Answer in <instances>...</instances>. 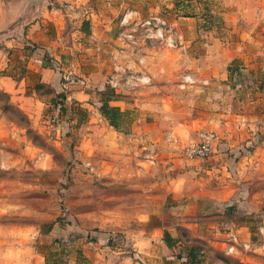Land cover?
<instances>
[{
	"label": "rangeland",
	"instance_id": "374dc122",
	"mask_svg": "<svg viewBox=\"0 0 264 264\" xmlns=\"http://www.w3.org/2000/svg\"><path fill=\"white\" fill-rule=\"evenodd\" d=\"M107 1L79 0L104 11L116 33L107 75L63 59L54 89L26 72L40 47L24 39L28 24L0 31V264H146L141 237L157 225L199 260H226L220 241L238 227L263 250L264 0ZM227 6L245 38L227 25ZM126 8L165 20L175 44L124 39ZM141 42L155 51L137 53ZM231 58L234 75L218 82ZM184 72L195 82L182 89ZM6 76L19 86L13 95L2 88ZM200 142L210 154L191 157Z\"/></svg>",
	"mask_w": 264,
	"mask_h": 264
},
{
	"label": "crops",
	"instance_id": "0c3cea01",
	"mask_svg": "<svg viewBox=\"0 0 264 264\" xmlns=\"http://www.w3.org/2000/svg\"><path fill=\"white\" fill-rule=\"evenodd\" d=\"M52 1L55 0H48L43 7L39 5L38 0H0V31L4 33L7 30V34L12 35L18 31L20 24H28L27 37H24V39L29 43L36 42L42 48L40 50V47L36 48L28 56L26 64L28 76L36 72L38 81H45L54 89H57L60 87L61 70L60 67L54 65L55 63L57 64V61L63 59L70 65L71 62L78 63L79 67L82 63V69L87 68L86 65L91 66V64H94L93 73L107 75L111 70L112 57L115 56L112 39L116 36L109 19H107V15L104 14V11L94 9L89 3L87 5L80 4L79 0H75L74 3L65 2L62 7L55 5V2ZM37 9L40 10V13L37 12ZM30 10L33 12L32 18L25 19L24 14ZM231 10L234 12L233 7H226L225 12L227 15L225 18L227 25H233V21L229 19ZM46 20L50 21L51 33L44 26V21ZM233 27L241 38H245L246 31L244 28L238 25H233ZM12 40L15 41L14 38ZM140 45L137 48V53H141V50L151 51L152 49L155 51L151 47L152 45L143 42ZM45 53L52 55V59L48 61L46 57H42ZM236 55H238V52L233 53L232 58ZM232 58L226 63L224 70L215 76L218 82L234 75L233 73L230 74L227 68ZM146 67L148 68L149 66ZM82 72L86 77L92 74L84 70ZM207 77L213 79L214 76ZM2 88L10 95H13L19 89V86H16L11 77L6 76ZM25 96L29 97L30 95ZM122 103L126 105L123 100ZM241 228L234 229L239 231L244 240H253L248 227L243 228L245 229L243 233ZM164 232L167 231L157 225L155 232L146 236L142 235V244L139 251L142 254V258L146 257V264H186L188 252L177 246L178 241L172 232H168L169 244H167L164 239ZM105 237L104 233L97 232V238L100 241H103ZM224 241L225 239H222L220 242L224 244ZM102 249L100 247V251H103ZM219 249L226 254V260L214 257L208 262L203 254L199 264H264L261 246L255 251L241 249L237 253L230 254L225 252L224 246L219 247ZM149 254H155V257L150 259L148 257ZM102 263L107 262L100 260V264Z\"/></svg>",
	"mask_w": 264,
	"mask_h": 264
},
{
	"label": "built area",
	"instance_id": "2783aa9c",
	"mask_svg": "<svg viewBox=\"0 0 264 264\" xmlns=\"http://www.w3.org/2000/svg\"><path fill=\"white\" fill-rule=\"evenodd\" d=\"M119 25L121 27V36L124 39L130 41H136V38L139 39L141 36L143 38H154L159 40L167 45L175 44V34L171 33L170 30L166 26L165 20L160 18L158 15L149 16L146 18H141L137 11L133 9L126 8L120 18ZM174 32L173 30H171ZM143 58H141V61ZM120 64L116 63L114 65V69H119ZM70 73V72H68ZM67 75V74H66ZM69 76V75H68ZM138 81L148 82L150 81V77L147 75H139ZM116 77L113 74L112 79ZM112 81V80H111ZM195 82V77L191 72H184L180 75V79L178 81V87L185 89L188 86L192 85ZM115 83V82H114ZM210 145L208 142H200L197 144H192L187 149L188 154L191 157H204L210 154ZM259 231L264 234V227L260 226ZM225 241L224 247L226 253H237L241 249H246L248 251H255L260 244H257L255 241L251 239L244 240L239 231L236 229L225 230ZM264 251V247H263ZM264 256V252H263Z\"/></svg>",
	"mask_w": 264,
	"mask_h": 264
},
{
	"label": "trees",
	"instance_id": "16d2710c",
	"mask_svg": "<svg viewBox=\"0 0 264 264\" xmlns=\"http://www.w3.org/2000/svg\"><path fill=\"white\" fill-rule=\"evenodd\" d=\"M111 109V108H110ZM112 109H116V107H112ZM102 113L106 116V118L108 119L109 123L111 125H113L115 128H118V124L113 120V117L110 116L108 113V110L102 108ZM164 239L166 241L167 244H169V235L168 232H164ZM196 250L195 248H190L188 251V261L186 264H199L200 260L198 258H196Z\"/></svg>",
	"mask_w": 264,
	"mask_h": 264
}]
</instances>
